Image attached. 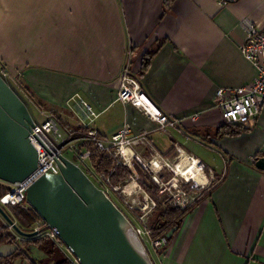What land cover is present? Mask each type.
Returning a JSON list of instances; mask_svg holds the SVG:
<instances>
[{"label": "crops", "instance_id": "obj_1", "mask_svg": "<svg viewBox=\"0 0 264 264\" xmlns=\"http://www.w3.org/2000/svg\"><path fill=\"white\" fill-rule=\"evenodd\" d=\"M246 19L264 30V0L225 7L217 0H0V62L19 74L34 121L53 115L63 129L85 131L78 102H69L79 95L100 114L93 128L101 138L128 125L134 135L146 132L159 155L205 165V196L155 264H264V172L255 167L264 157V114L237 136H219L225 123L214 101L219 88L256 78L241 52ZM127 63L149 98L182 120L179 127L159 131L116 101ZM15 250L1 247L0 255Z\"/></svg>", "mask_w": 264, "mask_h": 264}, {"label": "built area", "instance_id": "obj_2", "mask_svg": "<svg viewBox=\"0 0 264 264\" xmlns=\"http://www.w3.org/2000/svg\"><path fill=\"white\" fill-rule=\"evenodd\" d=\"M239 1L217 0V3L219 6L225 7ZM242 27L245 30L246 38L241 52L256 66L257 75L251 86L231 89L219 88L216 91L214 96L216 107L222 112L224 123L228 126L256 122L264 114V30H259L251 20L247 19L242 22ZM119 78L120 84L116 101L135 107L155 123L159 131L167 132L169 129L179 127L182 120L170 117L149 98L142 81L131 72L129 63L123 67ZM76 101L83 114L81 122L86 130L81 131L80 134V131L63 129L53 115L45 117L40 122L34 121L36 128L30 139L38 152V167L23 182L13 185L0 182L9 187V191L0 197V206L4 210L16 207L31 208L26 202L28 189L44 175L60 174L54 157L56 153H61L84 172L87 171L94 184L103 190L126 215L155 263L153 256L164 252L168 243L167 238L154 239L153 230L146 226L149 216L153 217L157 210L158 200L143 187L141 175L145 174L151 184L158 188V199H161V195L168 191L171 195L169 205L186 210L196 205L205 196L209 188L208 180L205 185H199L180 175L175 167L177 163L185 160L187 165L190 167L195 165L198 171L205 175V165L193 156L186 158L178 156L171 160L159 155L151 146L146 132L134 135L128 125H124L109 139H103L93 128V124L100 114L79 95L69 100V102ZM191 120L195 121L196 117H192ZM44 138L52 145L47 144L43 140ZM89 145L112 156L118 165L128 168L131 172L129 178L114 185L109 175L96 172L90 161L93 149L89 148ZM140 148L148 150V155H143ZM66 150L72 153V158L65 155L64 151ZM166 173H173L174 176L164 182L163 178ZM92 178H96L97 182ZM190 183H192L191 190ZM125 208L128 214L124 211ZM13 222L18 225L17 222ZM7 225L10 231H15L12 225L8 223ZM41 227L42 223L36 222L32 228L33 232L37 233L36 238H49L73 264H79L75 256L59 239L55 230L43 231ZM16 236L18 241H23V237L17 232Z\"/></svg>", "mask_w": 264, "mask_h": 264}, {"label": "water", "instance_id": "obj_3", "mask_svg": "<svg viewBox=\"0 0 264 264\" xmlns=\"http://www.w3.org/2000/svg\"><path fill=\"white\" fill-rule=\"evenodd\" d=\"M36 124L21 98L0 74V182H23L38 167L31 143ZM52 154V153H50ZM60 174H47L27 191L26 202L55 230L79 264H155L134 225L89 176L61 153L54 157ZM255 167L264 172V157ZM0 215L23 232L0 206Z\"/></svg>", "mask_w": 264, "mask_h": 264}, {"label": "trees", "instance_id": "obj_4", "mask_svg": "<svg viewBox=\"0 0 264 264\" xmlns=\"http://www.w3.org/2000/svg\"><path fill=\"white\" fill-rule=\"evenodd\" d=\"M148 65V62H146L145 68H147ZM243 126L244 125H224L218 130L217 134L219 136H237L242 133ZM89 148L93 149V155L90 161L96 172L106 173L107 175H109L111 178V182L114 185L121 183L125 179L129 178L131 172L128 168L113 164L112 158L109 154L95 149L93 145H89ZM85 172L89 177H91L87 171ZM141 183L156 199L159 190L151 184L145 174L141 175ZM8 191L9 187L0 183V197L4 196ZM157 200L158 207L155 212V220L153 221V238H167V243L169 244L172 234L180 227L184 217L187 215L190 209L179 210L171 206H163L162 201H160L158 198ZM5 211L13 221L17 222V226L23 232L32 233V228L34 227L36 222L42 223L41 228L43 231L49 229L46 223L31 208L25 209L22 207H16L9 209V211ZM1 218L2 217L0 215V248L5 245L14 246L17 244H19V247L15 250V255L13 256L8 257L0 255V264H14V262L20 258H23L24 260L29 259L27 252H22L21 250V245L23 246L25 244L33 246V248H37L39 251L44 253L49 264H71L64 252L49 238H29L22 236L23 241L21 243H17L18 240L16 234L9 230L7 224H4V226H2L3 222L1 221ZM162 253L163 252H161V254ZM31 264H42V262L38 263L35 261H31Z\"/></svg>", "mask_w": 264, "mask_h": 264}, {"label": "rangeland", "instance_id": "obj_5", "mask_svg": "<svg viewBox=\"0 0 264 264\" xmlns=\"http://www.w3.org/2000/svg\"><path fill=\"white\" fill-rule=\"evenodd\" d=\"M0 73L3 75H1L5 81L9 84V86L15 91V93L19 96V97H23L24 98V94L22 93L21 89H20V86H19V74L16 73V74H12L10 73L6 67L0 62ZM33 118V117H32ZM34 120V118H33ZM37 122V121H36ZM81 134V131L79 132ZM80 143V142H79ZM57 146V145H56ZM69 150H66L64 151L65 152V155L67 157H71L72 158V153L69 151ZM112 158V156H111ZM112 163L115 164V165H118L114 159L112 158ZM119 166H123V165H119ZM141 175V174H140ZM204 175V174H203ZM173 173H166L165 176H164V182H167L169 181V179H171L173 177ZM205 176V175H204ZM94 177V176H92ZM206 177V176H205ZM95 182H97V179L96 178H92ZM181 179V178H180ZM207 179V178H206ZM143 185V184H142ZM191 186H192V183L189 184V187H190V190H191ZM144 187V185H143ZM164 188V187H163ZM170 193L167 191L165 192L163 195H161V199H159L160 201H162V204L163 206H171L169 205V202H170ZM158 207V206H157ZM173 207V206H171ZM194 207V206H192ZM190 207V208H192ZM176 208V207H174ZM188 208V209H190ZM123 209V208H121ZM176 209H179V210H182L180 208H176ZM6 210V209H5ZM9 211V210H7ZM126 213H127V209L125 208L124 210ZM128 214V213H127ZM2 217V216H1ZM155 217V214L153 217L149 216V220L146 221V226H148L149 228H151L153 230V221L155 220L154 219ZM1 221L3 222L2 226H4V224L6 225L7 222L4 220V218L2 217L1 218ZM12 232V231H11ZM14 234H16V231H13ZM17 237V236H16ZM22 241H18L17 243H21ZM5 246H12V245H5ZM3 246V247H5ZM16 249L19 247V244L15 245ZM168 247V246H167ZM167 249V248H166ZM21 250L22 252H27V255L29 256V259H26L24 260L23 258H20V259H17L14 264H31V261H35V262H38V263H41L42 264H49L48 263V260H47V257L46 255H44L43 253H40V251H38L37 248H33V246H30V245H21ZM15 255V251L10 254L8 257L10 256H13ZM155 261L157 260V255L153 256ZM31 260V261H30ZM70 261V259H68ZM71 264H73L71 261H70ZM50 264H53V263H50Z\"/></svg>", "mask_w": 264, "mask_h": 264}, {"label": "bare ground", "instance_id": "obj_6", "mask_svg": "<svg viewBox=\"0 0 264 264\" xmlns=\"http://www.w3.org/2000/svg\"><path fill=\"white\" fill-rule=\"evenodd\" d=\"M47 144L52 145L46 138L43 139ZM192 165V164H191ZM176 171L180 173V175L184 176L186 179L194 181L195 183L202 185L206 184L207 179L203 175L204 173H201L198 171L196 166L190 167L185 163V160L182 162L177 163L175 167Z\"/></svg>", "mask_w": 264, "mask_h": 264}]
</instances>
